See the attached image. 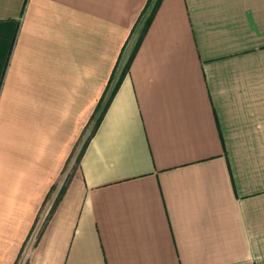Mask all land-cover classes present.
Instances as JSON below:
<instances>
[{
    "label": "crops",
    "instance_id": "crops-1",
    "mask_svg": "<svg viewBox=\"0 0 264 264\" xmlns=\"http://www.w3.org/2000/svg\"><path fill=\"white\" fill-rule=\"evenodd\" d=\"M147 1L0 0V264H264V0Z\"/></svg>",
    "mask_w": 264,
    "mask_h": 264
},
{
    "label": "rangeland",
    "instance_id": "rangeland-1",
    "mask_svg": "<svg viewBox=\"0 0 264 264\" xmlns=\"http://www.w3.org/2000/svg\"><path fill=\"white\" fill-rule=\"evenodd\" d=\"M136 36H137V34H134L133 38L131 39L129 45L126 48L125 53L123 52V55L119 59L118 65H117L116 70H115L114 81L111 84L110 89L113 87V84L117 80L118 76L122 73V71H123V69H124V67L126 65L128 53L130 51L131 45L133 44L134 40L136 39ZM110 89H109V91H110ZM92 129H93V122H91V124L85 129V131L83 132L82 136L80 137V139L78 141L77 148L74 150L73 154H71V156L65 162V166H64V169H63V178H64L63 182L58 187H54L51 190V192L49 193V196L47 197V199L45 200L44 205L41 208L39 221L37 223V226H36V228H35V230H34V232L32 234V237H31L30 241H28V243H32L34 241V239L37 237L38 231H39V229L41 228V226L43 225V223L45 221V218H46L45 213L49 212L50 208L52 207V205L54 203L55 198L60 193L62 185L69 178L70 172L76 167L78 154L81 151L83 143L89 137ZM16 264H24V255L23 254L19 255V259L17 260Z\"/></svg>",
    "mask_w": 264,
    "mask_h": 264
},
{
    "label": "trees",
    "instance_id": "trees-1",
    "mask_svg": "<svg viewBox=\"0 0 264 264\" xmlns=\"http://www.w3.org/2000/svg\"><path fill=\"white\" fill-rule=\"evenodd\" d=\"M160 0H148L147 1V4L145 6V9H143V11L141 12V15L139 16V20L138 21H142L143 22V26H142V31H141V34H140V37H139V40L135 46V49L134 51L137 49L138 47V44L140 42V40L142 39V35L143 33L145 32L146 28L148 27L149 25V22H150V19L153 15V12L155 11L156 7L158 6V3H159ZM153 3V5H152ZM152 5V9L150 10V14L148 16H145V13L147 11V9H149ZM132 55L131 54L128 58H127V61H126V65L122 71V73L118 76L117 80L115 81V83L113 84V87L110 89L111 87V84L113 83L114 81V76H115V70H116V67L118 65V62H119V59H120V56L113 68V71L112 73L110 74V77H109V80H108V84L105 88V90L103 91V94L101 95L96 107H95V110H94V114L91 118L92 122H93V129L91 131V134L96 130V128L98 127L101 119H102V116L106 110V108L108 107L116 89L118 88L119 84L121 83L123 77L126 75V73L128 72V68H129V64H130V61H131V58H132ZM110 89V91H109ZM108 93V94H107ZM86 142V141H85ZM85 144V143H84ZM65 191V185L63 184L62 185V188L60 190V193L59 195L55 198L54 200V203L51 207V210L52 208H54V206L56 205V203L59 201V199L61 198L62 194L64 193ZM50 210V211H51Z\"/></svg>",
    "mask_w": 264,
    "mask_h": 264
}]
</instances>
